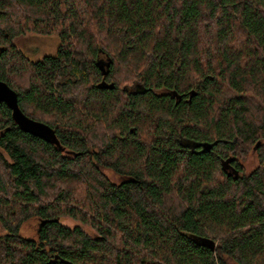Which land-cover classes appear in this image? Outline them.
Listing matches in <instances>:
<instances>
[{"label":"trees","instance_id":"trees-1","mask_svg":"<svg viewBox=\"0 0 264 264\" xmlns=\"http://www.w3.org/2000/svg\"><path fill=\"white\" fill-rule=\"evenodd\" d=\"M0 80V264H264V0H0Z\"/></svg>","mask_w":264,"mask_h":264},{"label":"rangeland","instance_id":"rangeland-1","mask_svg":"<svg viewBox=\"0 0 264 264\" xmlns=\"http://www.w3.org/2000/svg\"><path fill=\"white\" fill-rule=\"evenodd\" d=\"M14 44L23 54H25L28 59L34 61L41 59L45 55H54L57 51V47L59 44V38L57 34H49V35H42L37 34L33 31H27L23 34L17 35L13 39ZM257 156L254 153H248L243 160V166L246 172L253 170L257 165ZM106 174L112 181H116L115 174L111 171H106ZM39 219L31 218L22 223L19 229V233L31 239H36L39 229ZM60 222L62 225L75 228L79 227L85 233L89 235H95V231L87 224L82 223L72 217L69 216H62L60 217ZM5 230L0 223V234L4 235Z\"/></svg>","mask_w":264,"mask_h":264},{"label":"water","instance_id":"water-1","mask_svg":"<svg viewBox=\"0 0 264 264\" xmlns=\"http://www.w3.org/2000/svg\"><path fill=\"white\" fill-rule=\"evenodd\" d=\"M100 69L103 74L107 72L103 66H100ZM109 86L110 88L113 87L112 84H110ZM0 103H4L11 110L13 120L17 123V125L23 132L43 139L44 141H47L49 143L59 145L58 139L56 138L52 128L43 122L36 121L26 116L20 110L19 105H17L18 97L16 92L1 80ZM201 146L206 150H209L211 147V145L208 143H203L201 144ZM193 240L200 246L207 247L210 250L215 249L216 242L211 238L193 236Z\"/></svg>","mask_w":264,"mask_h":264}]
</instances>
